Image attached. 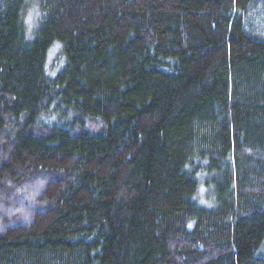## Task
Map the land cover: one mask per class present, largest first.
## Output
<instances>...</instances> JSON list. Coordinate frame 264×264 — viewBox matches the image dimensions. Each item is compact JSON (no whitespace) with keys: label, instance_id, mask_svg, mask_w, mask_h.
<instances>
[{"label":"trees","instance_id":"obj_1","mask_svg":"<svg viewBox=\"0 0 264 264\" xmlns=\"http://www.w3.org/2000/svg\"><path fill=\"white\" fill-rule=\"evenodd\" d=\"M26 5L0 0V264H264V0H40L30 38Z\"/></svg>","mask_w":264,"mask_h":264},{"label":"rangeland","instance_id":"obj_2","mask_svg":"<svg viewBox=\"0 0 264 264\" xmlns=\"http://www.w3.org/2000/svg\"><path fill=\"white\" fill-rule=\"evenodd\" d=\"M40 17V0H27L26 9L23 15V21L25 25V35H31L37 20ZM63 54L61 44L55 43L52 45L47 54L46 67L49 74H54L63 63ZM209 175L206 173L198 174V190L196 193V199L200 204L205 206H213L214 198L212 188L208 184Z\"/></svg>","mask_w":264,"mask_h":264}]
</instances>
